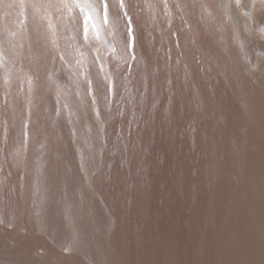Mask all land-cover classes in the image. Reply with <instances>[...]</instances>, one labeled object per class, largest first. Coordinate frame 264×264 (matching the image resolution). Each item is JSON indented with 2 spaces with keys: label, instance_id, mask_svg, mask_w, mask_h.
Instances as JSON below:
<instances>
[{
  "label": "bare ground",
  "instance_id": "6f19581e",
  "mask_svg": "<svg viewBox=\"0 0 264 264\" xmlns=\"http://www.w3.org/2000/svg\"><path fill=\"white\" fill-rule=\"evenodd\" d=\"M80 2L0 0V264H264V0Z\"/></svg>",
  "mask_w": 264,
  "mask_h": 264
},
{
  "label": "snow or ice",
  "instance_id": "6c2138e0",
  "mask_svg": "<svg viewBox=\"0 0 264 264\" xmlns=\"http://www.w3.org/2000/svg\"><path fill=\"white\" fill-rule=\"evenodd\" d=\"M61 3L63 4L64 7H69L70 9L72 7L81 8L80 0H61Z\"/></svg>",
  "mask_w": 264,
  "mask_h": 264
}]
</instances>
